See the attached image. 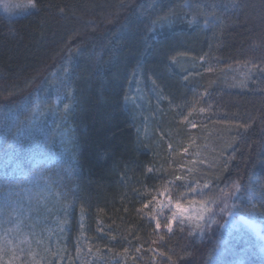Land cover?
<instances>
[{
	"label": "trees",
	"instance_id": "obj_1",
	"mask_svg": "<svg viewBox=\"0 0 264 264\" xmlns=\"http://www.w3.org/2000/svg\"><path fill=\"white\" fill-rule=\"evenodd\" d=\"M183 1L35 0L36 7L22 13L0 10V195L7 194L11 183L19 193L20 215L5 209L0 223L19 221L30 233L36 231L30 246L37 252L48 249L39 252L43 263L206 264L216 249L227 214L218 215L217 223L199 237L189 236L188 226L183 232L174 229L175 235L157 231L143 215V204L163 180L156 171L158 157L142 148L124 102L127 76L147 63L151 44H146L164 24L153 21L167 18L172 26L174 15L183 13ZM187 1L200 11L215 4L221 19L211 49L216 68L243 79L237 87L212 88L211 104L198 125L196 132L208 145V173L215 182L219 178L220 187L239 180L259 193L264 189V73L252 63H264V0H236L238 7L233 0ZM64 65L76 101L68 116L75 150L67 179L58 178L54 168L34 170L24 153L28 133L19 137L34 98ZM6 122L9 130L4 132ZM244 123L251 127L237 129ZM16 142L20 155L7 160ZM128 177L139 192L127 188ZM40 185L46 193L42 199L33 195ZM238 195L230 202L232 211L264 224L259 197L253 210L244 194ZM37 237H42L40 245ZM245 264H264V257Z\"/></svg>",
	"mask_w": 264,
	"mask_h": 264
},
{
	"label": "rangeland",
	"instance_id": "obj_2",
	"mask_svg": "<svg viewBox=\"0 0 264 264\" xmlns=\"http://www.w3.org/2000/svg\"><path fill=\"white\" fill-rule=\"evenodd\" d=\"M19 3L21 2L16 0H0V10L6 14H10L8 11L13 14L22 13L30 7L27 0ZM189 3L186 0L180 4L183 13L174 15L175 22L172 26L164 23L156 29L153 41L146 44H151L147 63L127 76L128 95L124 101L125 106L136 124L142 148L155 153L154 155L158 157L156 171L163 180L155 190H152L149 200H152V197L158 198L152 202V211L149 212L143 207L141 209L143 215L153 225H155V221L151 219L153 216H157L163 223L164 217L170 215L171 205L168 203V197L161 195L166 189L174 196L173 203L175 200H181L185 204L188 208L187 215L195 217L199 211L198 203L191 205L187 203L183 196L185 190L176 186L180 182L175 181L174 176H182L185 183L198 177L207 180L210 185L215 182L208 173L210 156L204 152L208 145L196 132L198 125L203 123L204 112H199V109L201 107L207 109L211 104L209 96L213 87H237L243 82L240 75L220 73L216 68L215 58L211 52L214 47L213 39L219 34L218 24L221 22L216 8L200 11L191 4L190 7L185 6ZM193 14H196V21L189 23L193 20ZM205 38L208 41L204 43ZM68 68L64 65L53 73L45 89L36 95L30 119L25 124L27 128L22 127L24 131L19 134L21 138L24 132L28 133L26 136L30 138V142H25L24 153L32 159L34 170L54 168L56 176L65 179L71 174L75 150L74 134L70 129L68 116L71 115L76 101L74 88L67 79ZM208 68L213 71H206ZM222 76L224 77L221 81ZM65 105L68 106L67 109ZM189 105H194L195 110L188 107ZM185 116L196 124L195 128L184 120ZM36 137L38 139H34ZM36 140L42 142V145H37ZM184 147L189 148L188 153H184ZM19 155V144L16 142L7 160H15ZM121 178L125 177L120 176ZM124 182L127 188L132 185L129 190L136 193L135 190H138L134 187L136 182L134 184L129 177ZM39 188L33 195L42 199L46 193L41 190V185ZM252 193L253 190H250L248 194H244L243 199L249 201ZM194 199L199 201L202 197L196 196ZM19 216L16 212L15 217ZM9 221L3 223V226L7 224L4 228L0 223V244L7 239L14 242L13 246L18 245L19 259L16 264H21L22 261L24 264H45L44 257L38 256L39 252L44 254L48 249L41 247L37 252L30 246L36 231L30 233L19 221L11 223ZM191 223L194 224L195 220ZM8 229L18 231L7 232ZM157 231L167 232L166 229ZM193 231L197 237L202 234L195 229ZM48 235L45 232V238ZM35 240L37 245L42 243V237ZM20 249H23L22 253ZM258 256L264 257V224L233 210L232 215H228L223 223L218 245L206 264H245ZM7 258L6 255L5 260Z\"/></svg>",
	"mask_w": 264,
	"mask_h": 264
},
{
	"label": "snow or ice",
	"instance_id": "obj_3",
	"mask_svg": "<svg viewBox=\"0 0 264 264\" xmlns=\"http://www.w3.org/2000/svg\"><path fill=\"white\" fill-rule=\"evenodd\" d=\"M28 3L29 5L36 7L35 0H28ZM185 6L190 7L191 5L186 4ZM233 6L236 7L239 6L236 3V0H233ZM210 7L215 8V4L210 5ZM60 11L63 12V9H60ZM212 15L215 14L212 13ZM195 21H196V14H193V20L190 21L189 23H195ZM166 22L169 21L167 20V18H164L162 20L153 21V24L156 23L163 24ZM262 46H264V41H262ZM69 53H71L70 47H69ZM249 63L252 62L249 61ZM252 67L256 68L257 71L264 73V63L261 64L252 63ZM206 71L211 72L213 71V69L208 68L206 69ZM249 72H251V69H249ZM133 75L135 76V73ZM185 79H187V77H185ZM67 107L68 106L65 105L66 109ZM188 107H190L192 110H195L194 105H189ZM205 111L206 109L203 107L199 109V112L201 113ZM189 115H191V111L189 112ZM184 120L187 121L192 128L196 127V124L193 121L189 120L188 116H185ZM250 127H251L250 123H244L242 125H238L237 129L243 128L247 130ZM8 130H9V123L6 122L3 126V131L6 132ZM183 151L184 153H188L189 148L184 147ZM227 166H228V161H225L223 167L227 168ZM147 171L153 172L154 169L149 168ZM24 179H26V177ZM174 180L180 182L178 185H176L177 187L183 188L185 190L183 196L187 200V203L189 205L198 203L200 207L195 217L187 215L188 208L181 200H175V202L173 203L174 196L170 194V190L166 189L163 193H161V195H167L168 197V203L169 205H171V207L169 208L170 215L164 217L163 223L157 216H153L151 219L155 221V225H154L155 230L166 229L168 233H171L173 235H175L174 227L175 229H178L179 231L183 232L185 230V227L188 226V235L193 237L195 236V232L193 231V229L201 233L204 232L205 229H211V227L217 223L216 217L218 215L221 214L232 215V208L235 207V205L234 204L230 205V202L233 200H238L239 199L238 194H248L250 192V189L247 188L242 183H240L239 180H231L229 182H226L224 184V187L219 186V178H217V181L213 182L212 185H210L207 182V180H202V178L200 177L185 183L183 181L182 176L175 175ZM169 183H171V181H169ZM16 187H20V185L16 184ZM205 190H207V192H205ZM21 191H23V189H21ZM13 196H15L17 199L13 200L12 199ZM196 196H200L202 197V199L197 201L194 199V197ZM188 197H193V199H188ZM254 197H259L258 202L260 204V207L264 208V189H262L259 193L253 192L252 195L249 196V202L251 203L253 210H255L257 203ZM157 199H158L157 197H152V200H149L148 202L143 204L142 206L143 209H148L149 212H151L152 202ZM17 200H19V193L13 191V186L10 183L9 191L7 192V194L0 195V215H3L4 210L8 208H12L13 211L18 212L19 208L16 206ZM193 220H195L194 224L191 223ZM6 231L12 232V231H18V229H8ZM112 239H115V237H112ZM13 243L14 242L12 240L6 239L4 243L0 244V264H16V261L19 259L17 253L18 245L13 246ZM19 251L22 253L23 249H20ZM137 251H139V249H137ZM6 255L8 258L5 260ZM161 255H164V253H161ZM168 259L171 260V257H169ZM21 264H24V262L22 261Z\"/></svg>",
	"mask_w": 264,
	"mask_h": 264
}]
</instances>
